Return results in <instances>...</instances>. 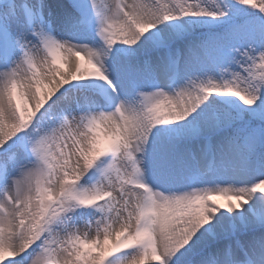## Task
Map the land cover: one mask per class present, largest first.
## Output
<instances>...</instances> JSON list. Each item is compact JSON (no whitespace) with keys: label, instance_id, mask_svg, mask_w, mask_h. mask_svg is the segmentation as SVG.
<instances>
[{"label":"snow or ice","instance_id":"1","mask_svg":"<svg viewBox=\"0 0 264 264\" xmlns=\"http://www.w3.org/2000/svg\"><path fill=\"white\" fill-rule=\"evenodd\" d=\"M0 264H264V0H0Z\"/></svg>","mask_w":264,"mask_h":264}]
</instances>
